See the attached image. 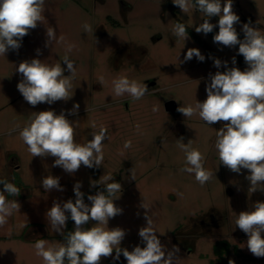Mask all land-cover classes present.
I'll list each match as a JSON object with an SVG mask.
<instances>
[{
	"label": "rangeland",
	"instance_id": "1",
	"mask_svg": "<svg viewBox=\"0 0 264 264\" xmlns=\"http://www.w3.org/2000/svg\"><path fill=\"white\" fill-rule=\"evenodd\" d=\"M192 4L194 0L184 13L172 0H45L42 21L23 37L21 47L0 55V180L20 189L18 196L3 193L8 202L17 201L20 210H13L0 226V264H45L36 254L35 243L45 240L46 247L58 248L74 230L69 218L64 235L55 232L46 212L54 201L61 205L69 199L74 202L77 182L82 184L86 204L91 203L87 197L104 191L106 184H121V190L110 198L123 212L108 222L109 229L125 230L121 248L131 251L144 246L138 232L147 225V211L161 244L169 251L179 249L177 264H229L230 260L264 264V257L249 252L247 235L236 227L241 211L250 210L256 201L264 202V191L249 190L247 170L237 174L220 164L215 145L224 122L208 125L198 113L185 118L177 110H166L170 101L177 107L203 102L210 74L226 71L224 62L241 71L248 67L238 54L239 46L213 42L219 17L209 19L217 25L211 33L195 31L206 17ZM233 11L240 17L234 25L237 33H243V24L250 22L264 35V0H233ZM177 22L199 40L189 33L187 40L177 37L173 32ZM50 27L55 29L56 39L46 46ZM189 48L199 49L205 60L193 57L184 61ZM65 56L76 69L69 92L73 96L51 105H29L17 89L22 75L16 67L36 58L66 69ZM215 59L221 61L220 68L214 66ZM121 76L145 83V96L140 100L128 94L116 96L112 81ZM74 104L79 109L69 114ZM45 110L63 111L74 123V140L81 145L105 128L102 164L93 168L81 165L69 174L53 167L55 157H32L19 132L30 123L33 112ZM181 137L190 150L203 154V166L212 173L203 185L194 174L181 170L188 166L186 153L178 146ZM126 142L131 146L125 148ZM47 176L59 177L64 191H45L42 180ZM94 226L99 225L89 221L83 227ZM100 264L127 261L121 254L119 260L102 258Z\"/></svg>",
	"mask_w": 264,
	"mask_h": 264
},
{
	"label": "clouds",
	"instance_id": "2",
	"mask_svg": "<svg viewBox=\"0 0 264 264\" xmlns=\"http://www.w3.org/2000/svg\"><path fill=\"white\" fill-rule=\"evenodd\" d=\"M44 3L45 0H0V55L5 56L9 50L21 47L23 37L42 21ZM172 3L184 13L189 10L190 0H172ZM192 7L206 17L195 31L204 35L211 33L217 25L210 23L209 19L219 17V31L213 36V42L229 48L239 45L238 54L243 56L248 67L241 71L237 67L228 68L227 62H224L226 71L210 74V83L206 86L207 98L203 102L197 101L194 107L179 106L177 111L185 118L198 113L208 125L224 122L217 131L215 145L220 164L237 174L242 169L247 170L245 179L249 182V190L264 191V35L249 22L242 26L244 38L238 37L234 25L240 22V17L233 11V0H224L223 5L221 0H194ZM84 28L90 30L88 25H84ZM173 32L184 40L189 38L187 28L182 23L177 22ZM47 37L46 46H49L56 39L54 28L47 29ZM60 39L63 40V37ZM71 47L69 45V51ZM193 57L200 62L205 60L199 49L189 48L184 61H190ZM232 62L235 64L234 57ZM63 64L66 69L61 64L48 65L36 58L19 63L16 71L22 75V79L17 89L29 105H51L61 100L68 101L73 96L69 92L71 79L76 72L74 62L65 56ZM214 66L220 68L221 61L215 59ZM65 71L70 75L65 76ZM112 84L116 96L128 94L134 100H140L148 91L145 83L130 81L126 76L114 79ZM78 109L79 104H74L69 114H75ZM73 124L63 111L60 114L53 110L33 112L30 123L20 130L19 135L32 157H55L53 167H61L69 174H74L81 165L99 167L103 161L102 148L107 130L102 127L88 143L81 145L74 140ZM180 139L178 146L185 151L188 165L181 170L194 174L196 181L205 184L212 173L203 166V154L196 149L190 150L183 143V138ZM130 146V142L124 145L125 148ZM131 178L135 180L132 174ZM0 185H3L0 191V226H3L13 210H20V204L17 201L8 202L3 193L18 196L20 189L5 180H0ZM42 187L45 191H64L59 177L54 176L43 178ZM81 187L80 182L73 187L74 202L69 199L61 205L54 201L46 212L49 225L55 232L64 235L69 218L74 221V230L67 233L58 248L46 247L45 240L35 243L36 254L43 258L45 264H100L102 258L119 260L121 254L127 264H177L179 258L176 253L179 249L174 247L169 251L161 244L147 211V225L138 232L144 246L137 245L131 251L120 247L126 236L125 230L120 227L108 228L109 220L123 212L110 198L121 190L120 183L106 184L104 191L89 195L87 199L90 204L84 202ZM141 207L148 210L147 206ZM89 221L99 226L84 228ZM236 227L247 235L249 252L257 258L264 257V202L256 201L250 210L241 211L236 219ZM229 264L234 262L230 260Z\"/></svg>",
	"mask_w": 264,
	"mask_h": 264
},
{
	"label": "water",
	"instance_id": "3",
	"mask_svg": "<svg viewBox=\"0 0 264 264\" xmlns=\"http://www.w3.org/2000/svg\"><path fill=\"white\" fill-rule=\"evenodd\" d=\"M165 106H166V110L168 112H174L178 108L177 105H176V103L174 101H170V102L166 103Z\"/></svg>",
	"mask_w": 264,
	"mask_h": 264
},
{
	"label": "trees",
	"instance_id": "4",
	"mask_svg": "<svg viewBox=\"0 0 264 264\" xmlns=\"http://www.w3.org/2000/svg\"><path fill=\"white\" fill-rule=\"evenodd\" d=\"M185 27L187 28V32L191 35V36H193V37H195V38H197V36H195V34L185 25ZM238 37L240 38V39H243L244 38V34L243 33H238ZM197 40H199L198 38H197ZM237 46H239V45H237ZM236 47V46H235ZM240 57H241V60L242 61H244V58H243V56L242 55H240ZM245 62V61H244Z\"/></svg>",
	"mask_w": 264,
	"mask_h": 264
}]
</instances>
